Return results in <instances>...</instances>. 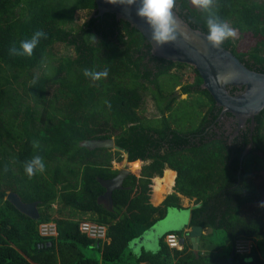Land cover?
<instances>
[{
  "label": "trees",
  "instance_id": "16d2710c",
  "mask_svg": "<svg viewBox=\"0 0 264 264\" xmlns=\"http://www.w3.org/2000/svg\"><path fill=\"white\" fill-rule=\"evenodd\" d=\"M95 7V0H0V264H264V243L252 245L247 253L232 252L238 239L264 240V225L242 214L264 193V184L254 183L264 171V156L248 153L240 166L247 138L236 141L237 148L224 140L191 139L220 110L199 87L202 80L194 68L193 81L182 85L181 91L207 99V103L200 102L207 109L197 127L170 130L165 117L149 122L141 117L138 110L149 85L155 89L153 97L161 116L170 109L176 96L172 91L164 105L159 102L157 95H164L159 78L168 75L179 80L180 74L171 69L187 64L153 56L144 36L111 13L90 15L73 30L75 11L92 12ZM174 10L192 28L207 33V13L191 7L189 0H176ZM213 12L232 28L258 38L245 52L237 51L231 38L221 46L249 69L264 73V0H214ZM36 30L46 33V38L40 39L32 56L9 54L10 46H18ZM57 42L72 47L74 56L61 57L49 73H26L28 80L24 78L22 86L31 107L15 93L12 82L40 67ZM85 69L106 70L107 75L93 81L83 75ZM255 121L253 142L264 151V108ZM107 138L128 152L127 162L151 158L138 176L128 174L122 187L112 191L111 210L97 202L104 192L98 179L112 178L118 172L112 166L111 152L83 144ZM33 141H38V147H33ZM33 155L42 157L45 170L29 178L23 164ZM164 168L172 171L165 169L162 175ZM154 176L161 177H155L154 184L152 179L150 192ZM173 182L174 191L163 199ZM7 190L23 202H37L38 219L6 200ZM149 192L151 202H160V197L161 203L153 205ZM177 193L199 204L190 209L189 225L209 228L211 233L222 230L224 244L212 243L206 234L194 254L185 232L173 230L169 233L179 236L181 250L168 247L163 235L154 252L127 251L129 242L162 219L167 208H182ZM65 208L67 216L62 215ZM54 212L60 215L55 217ZM82 220L104 224L108 242H97L80 232ZM49 221L56 226L53 238L38 232V225ZM85 247H96L100 260L86 257Z\"/></svg>",
  "mask_w": 264,
  "mask_h": 264
},
{
  "label": "water",
  "instance_id": "95a60500",
  "mask_svg": "<svg viewBox=\"0 0 264 264\" xmlns=\"http://www.w3.org/2000/svg\"><path fill=\"white\" fill-rule=\"evenodd\" d=\"M95 5L96 7L91 12V16L111 13L114 14L116 19L128 22L150 44V51L153 56L192 66L202 80L199 87L205 89L211 95L214 104L220 108V113L231 114L238 127L244 126L249 121L250 129L253 130L255 116L264 108V73L249 69L230 50L221 45L214 47L206 39L207 33L192 28L175 10L174 14L179 25L176 39L158 46L155 41L151 40L150 26L143 18L136 15L140 0H135V3L130 6L121 3H109L108 0H95ZM231 87H236L238 92L231 93L229 90ZM83 144L90 149L95 147L117 148L113 138L88 140ZM250 144L251 142L241 154L240 166ZM125 154L128 158L126 150ZM136 160L144 161V159ZM128 174H130V170L121 167L118 168V172L114 177L109 179L99 178L98 182L104 188V192L97 198V202L102 203L108 210H111L112 191L122 187L123 179ZM5 199L21 213L31 219H38L37 202H23L15 192H7ZM198 206L199 204H194L191 208ZM188 221V217L186 220H182L180 211L167 208L165 216L136 238L133 243L139 247H148L150 243H157L167 232L181 230L187 226ZM200 235V226L190 227L188 236L195 254L197 253ZM150 249L152 248L147 250ZM152 250L154 251V249Z\"/></svg>",
  "mask_w": 264,
  "mask_h": 264
},
{
  "label": "rangeland",
  "instance_id": "374dc122",
  "mask_svg": "<svg viewBox=\"0 0 264 264\" xmlns=\"http://www.w3.org/2000/svg\"><path fill=\"white\" fill-rule=\"evenodd\" d=\"M261 1V0H258ZM189 4L191 7L197 8L192 4V0H189ZM91 12L87 10H77L74 13V19L71 23V27L73 30H75L82 22H84L88 17H90ZM229 25V24H228ZM229 27H231L229 25ZM232 28V27H231ZM233 31L235 32V35L231 37L232 41L236 44V49L239 52H245L248 49H250L253 45H255L256 41L258 40L257 37L253 36L250 32H239L237 29L232 28ZM66 56H74V51L72 47H67L65 44L57 42L54 43L48 50V53L45 55L44 60L40 67L34 68L28 72H24L18 81L15 83L12 82L13 89L15 90V93L18 94L21 98H23L24 102H27L29 106L32 107V101L26 96H24L23 92V86H22V81L25 78L26 73L27 74H32V75H39L42 73H49L50 69L56 65L58 60L61 57H66ZM192 66L186 65L183 68L176 67L174 66L171 69V73H177L180 74V79L178 80L176 76H168V75H163L159 78V85L161 86V89L163 91V97H160V95H157L159 102L164 105V103L169 100L170 93L175 90L174 95L176 96L175 100L172 101L170 109L166 110V119L168 120L169 123L173 124V126L181 131H185L188 129H192L198 126L202 116L206 112L207 106H201L200 102L207 103V99L205 96L200 95L198 93H182L181 91V86L185 85L187 83H191L194 79V72L192 71ZM26 81L28 78H25ZM179 81V82H178ZM154 88L152 85H149L148 90L144 91V101L143 104L141 105L140 109L138 110V113L141 117L145 119H153L154 117L157 118L158 115L161 113L157 110L156 107V102L153 97L154 93ZM182 99V100H181ZM180 100V101H179ZM179 101V102H178ZM148 122L150 120H147ZM112 155V166L113 168H121L123 164V159H124V154L122 151L116 150V149H109ZM116 152H119V155L116 156ZM119 157L121 158V162L117 163L116 158ZM146 164L144 163H139L136 166L139 167V169L134 172V168L136 166H130L128 168L130 170L131 174H134L136 176L139 175V170L140 168ZM155 178V177H154ZM153 179V178H152ZM151 179V180H152ZM4 181V179H3ZM154 182V179H153ZM255 184L257 185H262L264 184V174L258 175V177L255 179ZM152 184V181H151ZM154 184V183H153ZM172 186V185H171ZM151 191V187H150ZM9 192V190H7ZM165 195V194H164ZM162 198L158 197V201H161ZM154 203L157 204L156 200L154 199ZM262 203H264V193H262V196L260 197L258 202H255L251 204L250 206L246 207L243 211L242 214L249 216L250 220L256 219L258 215H263L264 216V206H261ZM180 204L186 207L182 208H175L173 207L172 209H175L177 211H180L182 213V220H186L187 217H189V210L190 206L194 204L193 199H188V198H183L180 197ZM53 208L56 209L58 208V205L55 203L53 205ZM258 209H261L260 212H256ZM250 211V212H249ZM69 212L68 208L62 209V215L67 216ZM55 217L59 216L57 212H54L53 214ZM185 215V216H184ZM79 216L80 215H76ZM87 216V215H86ZM85 215L82 216L84 219ZM182 224V223H180ZM208 240L212 243L221 245L224 244V233L222 230H216L213 234L208 235ZM138 238V237H137ZM136 239V238H135ZM133 239L132 241L129 242L127 251L132 250L134 254H137L140 252L141 248L137 245L134 244L133 242L135 241ZM207 240V241H208ZM238 243H241L239 246L240 252L246 253L250 249V245L252 246V243L249 244V242L245 239H239ZM255 243L258 244L259 246L264 243L263 239H256ZM135 246H134V245ZM159 247L158 242L157 243H150L148 247H144L146 249L152 248L155 249V246ZM262 247V246H261ZM264 248V247H262ZM150 249L149 251H151ZM84 252V255L88 258L92 259H97L100 260V253L99 250L96 247H85L82 249ZM153 251V250H152ZM154 252V251H153ZM237 252V251H236Z\"/></svg>",
  "mask_w": 264,
  "mask_h": 264
},
{
  "label": "clouds",
  "instance_id": "9594fccd",
  "mask_svg": "<svg viewBox=\"0 0 264 264\" xmlns=\"http://www.w3.org/2000/svg\"><path fill=\"white\" fill-rule=\"evenodd\" d=\"M108 2L127 4L130 6L135 3V0H108ZM213 2L214 0H192V4L195 7L207 13L206 39L214 47H218L225 40L233 37L235 32L227 23L221 21L214 14ZM175 3L176 0H140V6L136 9V15L143 18L150 26L151 40L155 41L158 46L176 39L179 25L174 14ZM41 38H46V33L41 30H36L32 33L30 38L21 40L18 46H10L8 49L9 54L13 56L30 57L33 54V49L36 48ZM83 75L95 81L106 76L107 71L95 72L85 69ZM32 145L34 148L38 147V141H33ZM44 170L45 164L40 155H33L23 164V171L29 178L37 173H43ZM261 206H264V203H262ZM166 234H164V237Z\"/></svg>",
  "mask_w": 264,
  "mask_h": 264
},
{
  "label": "flooded vegetation",
  "instance_id": "af4514ba",
  "mask_svg": "<svg viewBox=\"0 0 264 264\" xmlns=\"http://www.w3.org/2000/svg\"><path fill=\"white\" fill-rule=\"evenodd\" d=\"M232 93H237L238 89L236 87L229 88ZM175 92V90H174ZM186 94V93H185ZM167 112V111H165ZM163 113L161 116L158 115L157 118H153L154 120H161V117H165L166 113ZM166 118V117H165ZM150 120V119H147ZM169 123V122H168ZM257 121H255V126L253 130L250 129V123L249 121L246 122V124L242 127H238L236 120L231 116L229 113H220L217 112L216 116L214 118H211L210 122L206 125L205 129H203L199 134H194L196 136H191L192 140L199 139L200 137L203 139H217V140H224L227 143V146L237 148L240 145L236 143V141H244V139H248V142L244 145L242 152L246 149L247 145L251 142L250 146L247 148V153H251L253 155H257L258 157L264 156V151L257 147V145L253 142V134L256 126ZM170 130L176 129L173 124L169 123ZM264 132V129L262 130ZM256 132V131H255ZM171 135V134H170ZM156 136V135H154ZM172 139V136H170L169 140ZM170 144V143H168ZM173 144V143H172ZM264 144V141H263ZM165 148H168V145L166 143L163 144ZM262 146V145H261ZM241 152V154H242ZM245 154V155H246ZM241 157V156H240ZM146 164H149L151 161L150 157H146L145 159ZM144 163V161H143ZM144 164V165H146ZM135 169V168H134ZM260 174H264V171H261Z\"/></svg>",
  "mask_w": 264,
  "mask_h": 264
},
{
  "label": "built area",
  "instance_id": "2783aa9c",
  "mask_svg": "<svg viewBox=\"0 0 264 264\" xmlns=\"http://www.w3.org/2000/svg\"><path fill=\"white\" fill-rule=\"evenodd\" d=\"M79 230L80 232L84 233L87 237L92 238L96 240L97 242L100 241L101 243H104L108 239L106 235L107 228L104 224H99V223H94L88 220H83L79 224ZM38 232L41 236L46 237V238L56 236L57 231H56L55 223L51 221L41 222L38 226ZM164 241L170 248L179 249V250L182 248L181 239L175 233H167L164 237ZM238 241L239 240H237L235 243V250L237 252H240L239 246L241 245V243H238ZM250 248H251V245H250ZM249 250L247 252H249ZM240 253H243V252H240Z\"/></svg>",
  "mask_w": 264,
  "mask_h": 264
},
{
  "label": "crops",
  "instance_id": "0c3cea01",
  "mask_svg": "<svg viewBox=\"0 0 264 264\" xmlns=\"http://www.w3.org/2000/svg\"><path fill=\"white\" fill-rule=\"evenodd\" d=\"M145 161V160H144ZM144 166V165H143ZM116 169V168H115ZM141 169V168H140ZM165 169H169V170H171L172 171V169H170V168H164L163 169V171H162V175H163V172H164V170ZM118 170V169H117ZM173 172L175 173V176H176V172L173 170ZM161 175V176H162ZM161 176H154V177H161ZM154 177H152L153 179H154ZM151 178V179H152ZM174 179H175V177H174ZM152 181V180H151ZM154 183V182H153ZM151 185L152 184H150V187H151ZM173 186H174V182H173V185L171 186V190H170V192H168V193H166L164 196H163V199H164V197L167 195V194H170V193H172L174 190H173ZM151 191H152V188H151ZM150 191V192H151ZM10 192V191H9ZM150 192H149V196H150ZM177 195L179 196V198L180 197H183V198H187V197H185V196H183V195H181V194H179V193H177ZM162 199V200H163ZM189 199V198H188ZM161 200V201H162ZM161 201L160 202H158L157 204H155L154 203V199L152 200V202H151V196H150V202L153 204V205H158V204H160L161 203ZM194 205V204H193ZM182 206V205H181ZM182 207H186V206H182ZM192 206H190V209H192L191 208ZM257 217H261L262 218V220H261V222H258V221H256V219H253V220H251L252 222H255L256 224H258V223H260V224H263L264 225V216L263 215H258ZM256 217V218H257ZM188 219H190V210H189V217H188ZM191 226H197V225H189V221H188V224H187V226H185V227H183L182 228V230L185 232V236H184V238L187 240V241H189L190 243H191V241H190V238H189V236H188V232H189V229H190V227ZM206 234H213V233H211V230L209 229V228H204V229H202L201 228V235L199 236V241H198V249H197V253H198V250H199V244L201 243V236H203V235H206ZM209 238V237H208ZM241 239H245V241L247 240L250 244L252 243V245H256V243H255V240L256 239H261V238H258V237H255V238H253V239H246V238H241ZM108 240L109 239H107V241L106 242H108ZM239 240V239H238ZM208 242V241H207ZM158 245H159V241H158ZM182 247H183V244H182ZM140 248L141 249H144V250H146V251H149V250H147V249H145L144 247H142V246H140ZM159 249V247H155V249H154V251H156V250H158ZM182 249V248H181ZM180 249V250H181ZM191 249H192V251H193V248H192V243H191ZM177 250H179V249H177ZM234 250V251H233ZM232 250V252H236V250H235V247H234V249ZM132 251V250H131ZM194 252V251H193ZM196 253V254H197ZM201 253H204V249H201ZM195 254V253H194Z\"/></svg>",
  "mask_w": 264,
  "mask_h": 264
},
{
  "label": "bare ground",
  "instance_id": "6f19581e",
  "mask_svg": "<svg viewBox=\"0 0 264 264\" xmlns=\"http://www.w3.org/2000/svg\"><path fill=\"white\" fill-rule=\"evenodd\" d=\"M116 150H119V151H122L123 152V154H124V159H123V164H122V167H125V166H127L128 168L132 165V166H136L137 164H139L140 162L139 161H133V162H127V156H126V154H125V150H122V149H120V148H115ZM137 167V166H136Z\"/></svg>",
  "mask_w": 264,
  "mask_h": 264
}]
</instances>
